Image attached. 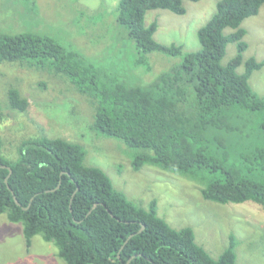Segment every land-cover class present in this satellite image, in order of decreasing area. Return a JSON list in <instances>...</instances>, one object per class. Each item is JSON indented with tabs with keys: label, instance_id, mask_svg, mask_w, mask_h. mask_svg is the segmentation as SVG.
Wrapping results in <instances>:
<instances>
[{
	"label": "trees",
	"instance_id": "obj_1",
	"mask_svg": "<svg viewBox=\"0 0 264 264\" xmlns=\"http://www.w3.org/2000/svg\"><path fill=\"white\" fill-rule=\"evenodd\" d=\"M263 3L218 0L197 30L199 49L147 85L101 81L94 63L77 50L30 30L0 31V63L48 66L92 94L91 128L126 144L133 170L147 165L179 174L197 181L205 200H250L264 210V147L234 154L225 137H242L240 111L256 113L264 134V100L248 82L264 61L249 57L243 72L236 70L247 47L240 23ZM157 8L186 11L183 0H119L116 20L140 51L179 55L180 45L153 38L156 20L145 25L146 11ZM227 27L233 30L225 33ZM228 42L236 44V53L222 64ZM137 63L147 60L141 56ZM6 95L10 109L26 110L28 100L16 86ZM2 145L0 136V214L22 223L27 249L40 234L54 242L65 264H235L234 234L212 257L195 242L191 227L174 228L157 215L155 198L146 208L137 205L101 168L86 165L83 145L38 134L21 141L15 160L3 155Z\"/></svg>",
	"mask_w": 264,
	"mask_h": 264
},
{
	"label": "rangeland",
	"instance_id": "obj_2",
	"mask_svg": "<svg viewBox=\"0 0 264 264\" xmlns=\"http://www.w3.org/2000/svg\"><path fill=\"white\" fill-rule=\"evenodd\" d=\"M119 0H0V31H36L47 34L63 47L77 50L97 67L101 81L109 78L134 85H147L163 71L182 60L183 54L196 51L200 44L197 30L213 14L218 0H183L184 14L167 9H150L145 25L156 20L153 38L163 44L180 45L179 55L160 51H140L124 28L117 23ZM247 47L236 68L244 70L249 57L264 61V3L256 14L242 20ZM233 29L225 28L229 33ZM236 53L228 42L221 63ZM145 57L147 65L137 63ZM248 82L264 100V64L254 70ZM16 86L27 98L24 112L9 108L7 89ZM95 98L83 91L65 74L50 67L27 63H0L1 151L9 160L18 157L22 140L45 134L77 142L86 150L84 163L101 168L113 186L137 205L157 202V215L170 226L193 229L195 242L216 258L236 238L235 264H264V210L247 200L240 203H215L205 200L200 184L188 177L152 166L133 170L131 150L121 140L98 134L91 128ZM242 137L225 135L231 152L242 154L264 147V134L257 129L258 115L240 111ZM0 264H65L54 242L40 234L32 237L27 249L21 222H10L0 214Z\"/></svg>",
	"mask_w": 264,
	"mask_h": 264
},
{
	"label": "water",
	"instance_id": "obj_3",
	"mask_svg": "<svg viewBox=\"0 0 264 264\" xmlns=\"http://www.w3.org/2000/svg\"><path fill=\"white\" fill-rule=\"evenodd\" d=\"M5 166V165H4ZM8 167V174H10V172H11V168L9 167V166H7ZM6 180V179H5ZM14 198H15V196H14ZM17 201V200H16ZM17 203H18V201H17ZM142 227H143V225L141 226V228L140 229H142ZM131 236V235H130Z\"/></svg>",
	"mask_w": 264,
	"mask_h": 264
}]
</instances>
